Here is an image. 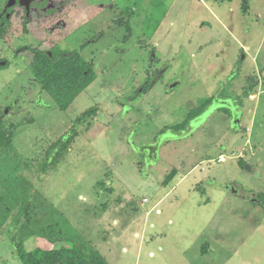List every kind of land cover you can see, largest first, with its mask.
I'll use <instances>...</instances> for the list:
<instances>
[{
  "label": "rangeland",
  "instance_id": "rangeland-1",
  "mask_svg": "<svg viewBox=\"0 0 264 264\" xmlns=\"http://www.w3.org/2000/svg\"><path fill=\"white\" fill-rule=\"evenodd\" d=\"M49 8L0 34V117L27 121L0 146V264H22L19 245L89 264H264V0ZM30 47L80 49L96 78L64 110Z\"/></svg>",
  "mask_w": 264,
  "mask_h": 264
},
{
  "label": "trees",
  "instance_id": "trees-1",
  "mask_svg": "<svg viewBox=\"0 0 264 264\" xmlns=\"http://www.w3.org/2000/svg\"><path fill=\"white\" fill-rule=\"evenodd\" d=\"M5 21L7 23L10 22L7 19H5ZM4 31L5 30L1 29L0 34ZM23 49H26V47ZM30 49H32L34 53L33 60L30 64L34 79L36 82L40 83L41 88L64 110L67 109L80 92L96 78L92 63L82 55L80 49H58L57 53H54L53 50H43L37 47H30ZM246 94L248 96L250 95L249 90H247ZM133 97H136V95ZM209 101L212 102V97ZM197 109L199 112L195 113L194 117L191 119L198 117L204 112V107L202 106ZM95 113V107L87 109L77 119L78 124L82 121L83 117H88ZM25 122L27 121L8 124L6 118L0 117V146L11 144L16 130ZM76 134V127H73L72 130L70 129L57 141L52 143L48 149V153H51L53 148L61 144V148H63V146L65 148L73 141ZM59 155L60 153L58 156ZM174 173L175 169L171 171L167 179ZM18 251V257H20L22 264H89L86 260V253L78 248L51 250L35 248L32 251H27L19 245Z\"/></svg>",
  "mask_w": 264,
  "mask_h": 264
},
{
  "label": "flooded vegetation",
  "instance_id": "flooded-vegetation-1",
  "mask_svg": "<svg viewBox=\"0 0 264 264\" xmlns=\"http://www.w3.org/2000/svg\"><path fill=\"white\" fill-rule=\"evenodd\" d=\"M52 1L53 0H13L14 4L6 9L8 3L10 2V0H6L0 10V30L6 29V25L8 23L5 19L9 21L12 20V17L18 14L19 9L23 12L22 19L24 27L26 26V28L30 30V24H32V17L34 14H38L40 10H50L49 7L52 5ZM7 14H9V17H7ZM2 62L7 63L6 60L0 59V68L5 67L6 65L2 66ZM9 110L12 112L13 106ZM1 114H3V112ZM157 147H159V144L155 143V145H147L143 148L148 162H151L156 157Z\"/></svg>",
  "mask_w": 264,
  "mask_h": 264
},
{
  "label": "water",
  "instance_id": "water-1",
  "mask_svg": "<svg viewBox=\"0 0 264 264\" xmlns=\"http://www.w3.org/2000/svg\"><path fill=\"white\" fill-rule=\"evenodd\" d=\"M13 4H14V3H13V0H10V2L8 3L6 9H7L8 7H11ZM7 17H9V14H7ZM5 64H6L5 62H2V65H5ZM233 189H234V188H233ZM235 192H236V190H235Z\"/></svg>",
  "mask_w": 264,
  "mask_h": 264
}]
</instances>
